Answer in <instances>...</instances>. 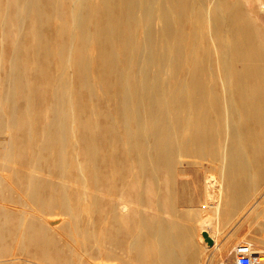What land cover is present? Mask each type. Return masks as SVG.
I'll return each instance as SVG.
<instances>
[{
    "label": "bare ground",
    "instance_id": "bare-ground-1",
    "mask_svg": "<svg viewBox=\"0 0 264 264\" xmlns=\"http://www.w3.org/2000/svg\"><path fill=\"white\" fill-rule=\"evenodd\" d=\"M40 1L11 0V13L18 21L31 14L33 26H36L39 20H43ZM44 1L61 19V41L57 40L60 41L57 50L62 71L67 67L75 68L87 78L91 62L96 60L97 82L92 84L88 79L86 84L90 88H105L109 91L106 99L109 102L115 100L112 111H101L93 123L78 125L80 134L77 139L84 150L76 151L77 157L86 153L88 166L95 175L103 163L118 152L125 153L139 170L135 177L138 188L134 194L138 203L136 209H132L122 195L108 206V213L118 226L109 235L110 244L114 248L119 245V233L124 231L123 225L119 224L131 218L135 232L129 244L137 249L143 264H184L186 246L192 243L191 229L174 220L175 217L168 228L161 218L151 222L144 220L145 215L139 207L144 186L139 174L151 169L155 175L161 162L165 163L168 173L173 172L178 157L190 153L225 157L243 152L247 150L246 137L252 150H257L258 139L264 132L258 130L259 126H264V32L246 13L222 0L212 3L226 8L217 17L208 15L204 0ZM62 5L70 8L72 24L69 28L61 14ZM206 16L209 23H220L214 36L220 43V71L206 68L202 63L207 62L206 59L194 56L195 35L182 30L184 22L202 23ZM32 36L35 45L41 46L46 54L51 53V45L41 41L39 32L32 33ZM92 44L96 45L95 55L88 53ZM235 54L240 57L239 65L230 60ZM185 67L188 73L182 75L181 69ZM218 73L224 84L222 94L214 89V78ZM20 120L24 122L22 118ZM50 120L47 130L54 131V135L29 140L30 151L23 150L20 142L15 140L16 151L10 153L22 152L24 161L35 168L46 164L55 153L52 151L55 146L57 157L53 167L66 175L70 168L68 146L63 139L73 127L57 105L52 107ZM34 128L28 127L27 131L36 130ZM100 140L110 141V150L103 156L100 155V145L103 144ZM75 144L71 143L70 147L73 149ZM77 167L82 174V165L78 163ZM228 169L227 172L225 166V180L228 174L235 172L234 167ZM41 180L31 175L29 186L31 198L44 204ZM217 184L218 191L222 190L223 194L227 182H224V188L220 181ZM213 189L209 187L211 193H214ZM66 191L60 194L55 204L49 202L45 205L48 208L58 206L62 214L77 217L79 212L70 206L67 199L70 193ZM220 204L221 199L217 202L218 210ZM211 218L203 220V228L212 224L214 219ZM38 226L36 232L44 237L49 230L42 227L44 224ZM199 239L206 248L203 238Z\"/></svg>",
    "mask_w": 264,
    "mask_h": 264
},
{
    "label": "rangeland",
    "instance_id": "rangeland-1",
    "mask_svg": "<svg viewBox=\"0 0 264 264\" xmlns=\"http://www.w3.org/2000/svg\"><path fill=\"white\" fill-rule=\"evenodd\" d=\"M9 1L0 0V264H143L137 249L129 244L135 232L133 219H125L119 224L123 225L124 231L119 233L118 246L114 248L109 242V235L117 225L108 213V206L122 195L132 209H136L138 203L134 194L138 188L135 177L139 170L125 153L118 152L107 159L95 175L88 166L89 156L86 153L79 154L80 157L76 155V151L84 150L77 139L80 134L78 125L93 123L98 113L115 108V100H110V104L105 97L109 91L100 86L90 88L86 84L88 79L92 84L97 82L96 60L91 62L87 78H83L75 68L67 67L62 71L57 50L61 41L60 16L41 0L43 20L33 26L31 14L23 21L13 17ZM218 1L221 0H204L210 17H217L226 9L212 4ZM222 1L246 13L264 32V0ZM61 14L69 28L72 24L70 8L62 5ZM181 26L185 33L195 35L194 56L206 59L207 62H202L206 68L220 71V43L214 37L220 23L211 24L206 16L202 23L190 21ZM37 32L42 42L51 45V53L46 54L41 46L35 45L32 33ZM93 45L88 49L90 55L97 52L96 45ZM239 58L236 54L230 56L231 62L237 65ZM187 73L186 67L181 69L182 75ZM214 81L215 91L222 94L224 84L219 73ZM53 105L64 111L73 127V131L63 139L68 146L66 152L70 168L66 175L53 167L57 157L55 146L52 149L55 153L46 160V164L35 168L24 161L22 152L10 153L16 151L13 146L15 140L20 142L23 150L30 151L31 139L54 135V131L47 130L51 125ZM101 120L105 122L104 118ZM28 127L36 130L27 131ZM258 130L263 132L264 126H259ZM99 142L103 143L100 145V155L103 156L110 150V141ZM71 143H77L73 149ZM245 143L247 150L231 156L190 153L178 157L173 172L168 173L165 163L161 162L155 175L151 169L139 174L144 186L139 204L144 220L151 222L161 218L168 228L175 217L174 220L187 224L191 229L192 243L186 246L184 264H233L232 255L221 253L217 244V202L222 198L217 182L220 181L224 188L225 166L228 172V168L239 166L238 162L243 159L256 160L257 153L264 156V132L258 139L257 148L262 152L253 151L247 137ZM78 163L82 165V174L77 169ZM31 175L42 179L44 204L31 198ZM210 186L214 193L210 192ZM65 189L70 193L67 197L70 206L79 212L77 217L62 214L58 206L48 208L45 205L49 202L55 204ZM211 216L215 221L203 228V220ZM39 224H44L42 227L49 230L44 237L36 232ZM204 229L214 238L213 246L204 242L205 248L201 244L199 238H203L201 232Z\"/></svg>",
    "mask_w": 264,
    "mask_h": 264
},
{
    "label": "crops",
    "instance_id": "crops-1",
    "mask_svg": "<svg viewBox=\"0 0 264 264\" xmlns=\"http://www.w3.org/2000/svg\"><path fill=\"white\" fill-rule=\"evenodd\" d=\"M257 154L258 159L238 162L228 174L219 207L218 248L232 255L233 263L235 249L245 243L264 255V156Z\"/></svg>",
    "mask_w": 264,
    "mask_h": 264
},
{
    "label": "built area",
    "instance_id": "built-area-1",
    "mask_svg": "<svg viewBox=\"0 0 264 264\" xmlns=\"http://www.w3.org/2000/svg\"><path fill=\"white\" fill-rule=\"evenodd\" d=\"M233 264H264V255L256 253L250 243H245L235 249Z\"/></svg>",
    "mask_w": 264,
    "mask_h": 264
},
{
    "label": "water",
    "instance_id": "water-1",
    "mask_svg": "<svg viewBox=\"0 0 264 264\" xmlns=\"http://www.w3.org/2000/svg\"><path fill=\"white\" fill-rule=\"evenodd\" d=\"M203 241L208 245V246H213L214 244V238L210 234V232L207 229L202 230L201 232Z\"/></svg>",
    "mask_w": 264,
    "mask_h": 264
}]
</instances>
